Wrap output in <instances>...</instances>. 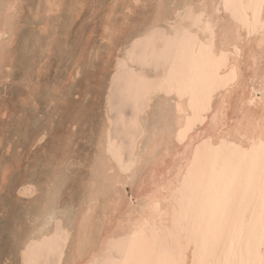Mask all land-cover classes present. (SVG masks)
I'll return each mask as SVG.
<instances>
[{
  "label": "bare ground",
  "instance_id": "1",
  "mask_svg": "<svg viewBox=\"0 0 264 264\" xmlns=\"http://www.w3.org/2000/svg\"><path fill=\"white\" fill-rule=\"evenodd\" d=\"M82 1H69L72 20L66 27L71 28L79 16ZM118 1L114 0L109 14L105 12L108 17ZM169 1L173 0H124L123 19H107L103 26L102 37L111 45L108 55L116 63L104 97L110 108L117 94L118 111L112 118L106 113L98 135L89 137L98 159L88 176L77 174L78 161L71 159L69 151L53 156L54 160L45 158L38 176H46L44 191L49 192V199L44 204L38 201L42 205L35 210L24 209L32 221L20 234L11 232L15 225L9 228L10 216L16 214L10 208L13 203L2 204L0 228L7 223L0 229V243L11 229L14 242H20L9 247V252L18 254L22 264H68L76 259L84 264H123L131 250L148 251L162 239L182 247L190 261L198 254V241L202 242L203 212L219 208L227 187H221L220 171L213 172L209 164L240 160L238 148H255L259 154L264 91L258 72H252L257 63L252 58L260 54L261 36L257 26L249 36L248 22L259 25L261 0H177L168 11ZM16 2L0 0V80L9 76L5 73L13 63L9 45L19 36L21 25L18 14L13 18L5 5ZM62 3L47 0L46 11L54 12ZM141 3L147 10L137 21L131 19L129 13L137 14L135 8ZM201 3L214 7L201 10ZM237 35L247 42H238ZM150 65L155 71L147 72ZM75 121L78 127L80 118ZM47 134L46 127L40 129L33 145L42 146ZM206 168L210 182L202 187L199 181ZM36 180L30 176L15 180V191L39 195L43 186L35 184ZM193 204L200 211L189 223V213L185 211L182 220L181 211ZM76 205H81L78 212ZM246 211L247 202L241 197L225 223L244 224Z\"/></svg>",
  "mask_w": 264,
  "mask_h": 264
},
{
  "label": "rangeland",
  "instance_id": "2",
  "mask_svg": "<svg viewBox=\"0 0 264 264\" xmlns=\"http://www.w3.org/2000/svg\"><path fill=\"white\" fill-rule=\"evenodd\" d=\"M60 1L64 2L60 5L61 7H58L61 10L55 7L54 12L48 13L46 11L47 0H21L22 8L16 19L21 21L22 26L20 25V30L18 28L17 31L19 36H16L13 43L9 45L13 63L9 66L10 68H5V73L9 76L1 77L0 80V200H4H1L2 203L0 201V212L6 200L7 203L10 202L8 205L13 203L10 208L14 209L16 214L10 216L13 220L9 228L14 225L16 227L12 231L10 229L12 233L17 231L22 233L29 220L32 219L30 216L27 220L25 208L31 209L32 207L35 210L37 205H42L49 199L47 198L49 192L44 191L46 178L43 179V177L46 176H38L41 174V163L45 161V158L54 160L53 156L69 151L71 159L75 158V161H78L80 169L77 174L88 176L98 159L96 146L89 142V137H94V133L98 135L106 113L112 118L118 111L117 94L114 95L110 108L105 102L107 101L105 98L107 90H110L109 85L113 82L112 75L116 73L114 70L116 63H113L114 59L108 55L111 47L109 41L102 36L107 19L111 22H119L123 19L121 14L124 12V0L116 2V8L113 6L114 12L110 17L107 15L110 13L108 9L112 8L114 0H79L83 3L82 10L70 25L71 28L66 26L72 20V17H69L71 15L70 5H72L70 3L75 0ZM176 2L177 0L169 1L167 10L170 11ZM120 3L122 5H119ZM135 10L137 14L129 13V15H133L131 19L137 21L140 13L146 11L147 8L141 3ZM59 11L60 13H57ZM57 15H60V19H57ZM44 21H46L44 25L48 26L45 30L42 27ZM67 30H69L68 34ZM53 36L54 39H52ZM4 39L8 42V35H5ZM48 41L52 42L51 47ZM23 45L29 50L26 51L27 48L24 49ZM46 45L49 46L45 47ZM135 66L138 67V64ZM153 71H155L154 66L147 67V72ZM24 79L35 80L31 89L21 86L20 82ZM50 85L60 89L59 98H49ZM29 95L32 96L31 102L28 101ZM130 111L131 108L128 106L127 113ZM77 118H80L81 122L79 121L78 127H75ZM44 127L48 129L45 143L43 142L42 146L33 145L37 133ZM72 166V168L75 167ZM68 172H70L69 168L66 170V173ZM5 175L8 176L6 180ZM28 176L39 179L34 182L43 186L39 195L36 192L26 196L15 191L16 181ZM50 194H53L52 190ZM82 196L84 195L81 194L80 197ZM38 201L43 203L40 204ZM66 207L69 210V205ZM80 208L81 205H76L74 211L78 212ZM6 210L13 213L9 209ZM4 223L7 222L4 221L1 225L5 227ZM2 226L1 230L4 229ZM9 228L7 226V231ZM10 231L0 243V261L9 260L14 264H22L18 254L13 255L9 252V247L13 244L18 245L20 242H14Z\"/></svg>",
  "mask_w": 264,
  "mask_h": 264
},
{
  "label": "snow or ice",
  "instance_id": "3",
  "mask_svg": "<svg viewBox=\"0 0 264 264\" xmlns=\"http://www.w3.org/2000/svg\"><path fill=\"white\" fill-rule=\"evenodd\" d=\"M164 6L160 5V7ZM209 7L214 5L207 3L198 5L201 10ZM5 8L13 13L14 18V15L19 13L21 4L17 0L14 5L6 4ZM260 9V23L255 25V22L250 20L248 33L251 36L253 26H257L260 31V54L252 58L257 62L252 66V72H258L260 87L264 91V0H261ZM236 39L238 42H247L244 37L238 35ZM20 83L22 87L31 89L35 80L24 79ZM49 89L50 99L59 98L60 90L57 87L50 85ZM31 100L32 96L29 95L28 101ZM237 152L242 157L238 161L223 162L222 166L209 164L213 172L220 171L221 187L225 185L227 187L219 208L205 209L203 212V222L199 225L202 242L197 243L198 254H193V258L189 261L185 259L182 247L162 239L148 251L131 250L130 258L123 264H264V131L261 132L258 155L255 148L247 150L238 148ZM184 181L187 184L188 177H185ZM209 182V172L206 168L199 184L206 187ZM241 197L247 202L245 223L235 225L231 221L225 223V218L230 217L232 208L239 203ZM185 211L189 213L187 220L191 223L192 215L200 210L195 204L189 205L181 211L182 220L185 219ZM85 223L86 221L82 222V235ZM0 264H14V262L3 260ZM68 264H84V262L76 259L70 260Z\"/></svg>",
  "mask_w": 264,
  "mask_h": 264
}]
</instances>
